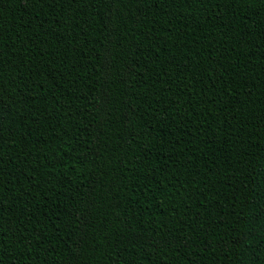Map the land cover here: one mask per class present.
Masks as SVG:
<instances>
[{"label": "trees", "instance_id": "trees-1", "mask_svg": "<svg viewBox=\"0 0 264 264\" xmlns=\"http://www.w3.org/2000/svg\"><path fill=\"white\" fill-rule=\"evenodd\" d=\"M0 264H264V0H0Z\"/></svg>", "mask_w": 264, "mask_h": 264}]
</instances>
